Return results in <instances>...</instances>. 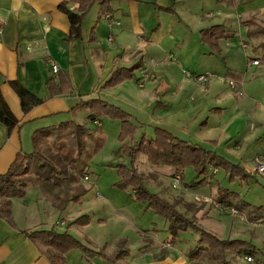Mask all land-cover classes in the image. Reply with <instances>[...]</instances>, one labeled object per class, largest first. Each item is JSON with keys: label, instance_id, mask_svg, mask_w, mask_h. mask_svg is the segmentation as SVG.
Masks as SVG:
<instances>
[{"label": "rangeland", "instance_id": "rangeland-1", "mask_svg": "<svg viewBox=\"0 0 264 264\" xmlns=\"http://www.w3.org/2000/svg\"><path fill=\"white\" fill-rule=\"evenodd\" d=\"M153 2L156 0H127L125 5L129 14L123 20L132 21L134 29L142 33L141 40L127 29V54L136 47L141 49L127 58V62L140 60L141 68L135 70L132 80L96 92L94 96L130 113L136 127L125 141L134 143L143 134L151 138L154 127L162 126L180 138L239 163L249 175L248 181L229 182L222 170H215L211 178L214 184L185 188L182 180L174 182L172 167L153 164L144 155L138 156L134 166L143 175L145 187L172 203L192 223L174 236L167 219L148 208L131 188L118 185L120 176L115 165L121 162L129 166L130 158L116 154L122 144L120 123L106 117L101 119V126L95 132V136L103 138V145L87 165L84 173L87 179L81 176L77 187L75 184L66 189L69 194L83 189L81 196L67 201L61 212L54 208L56 203L50 196L49 201L44 197L50 205L43 203L41 212L50 206L53 213L49 218L41 214L46 224L37 227L49 228L59 217L68 223L80 214H88L90 221L86 225L70 226L68 232L90 249L103 248L107 255L126 249L127 254L118 264H153L162 260L165 264H258L255 255L251 256L252 261H247L249 254H237L233 248L227 251L221 263L208 256L189 260L187 253L199 244V229H203L218 239L246 241L256 250L259 263L264 264V172L255 169V159L264 156V49L260 45L263 37L247 36L246 31L253 25L243 26L238 21L240 16L239 19L251 18L254 19L251 22L262 23L264 15L258 12L250 15L243 5L235 10L226 0H176L174 7L179 10V18L158 10ZM260 3V0H250L258 10ZM203 6L204 10L225 7L232 13L233 22L231 26L226 22V26L233 30L234 36L227 40L228 45L225 40L219 41V51H213L199 40L202 24L195 14ZM149 38L156 42L145 43L144 39ZM241 41L245 47L241 46ZM254 56L259 58L258 66L251 63L254 59H249ZM227 68L237 75H225ZM141 75V81L137 82ZM197 75L205 78L197 80ZM217 105L221 106V111L215 110ZM68 119L96 130L87 111L81 107L60 118ZM93 145L94 141L90 140V146ZM194 175L191 166L185 167L183 181L190 182ZM218 187L238 192L248 204L240 209L215 203ZM65 228L66 224H55L58 231ZM66 260L68 264H109L107 259L98 256L88 258L78 248L71 249Z\"/></svg>", "mask_w": 264, "mask_h": 264}, {"label": "trees", "instance_id": "trees-1", "mask_svg": "<svg viewBox=\"0 0 264 264\" xmlns=\"http://www.w3.org/2000/svg\"><path fill=\"white\" fill-rule=\"evenodd\" d=\"M76 9L72 10L68 2L58 4V9L63 12L69 21L70 30L66 37L67 41L80 39L82 37V23L93 5L97 4L100 13L105 17L111 14L112 0H72ZM157 9L165 12H173L172 6H156ZM254 19H241L239 23L246 26L253 25L247 30V36H262L261 46L264 49V22L257 23ZM117 25V24H116ZM234 36L233 30L223 24H212L199 30L200 40L208 45L213 51L220 50L219 41L228 40ZM93 39V33H91ZM243 41V40H242ZM241 41V44L243 45ZM255 57V56H254ZM247 57L258 60L257 57ZM141 61L130 66H118L113 68L108 76L102 81L101 88L114 87L124 81L134 78L135 70L141 68ZM54 75L45 81L47 96H40L28 90L19 80H9L8 83L19 99V105L23 113L29 112L33 107L44 103L48 98L65 95L72 89L67 71L58 69ZM227 76L236 72L226 73ZM141 76L136 79L141 81ZM84 96L80 94L79 97ZM81 107L87 111V117L96 126L91 130L83 123L73 119L62 120L56 124L35 128L31 133V150L16 154L6 172L0 174V218L11 222L10 201L14 197H23L25 189L29 184H37L43 190V195L49 201H54V208L63 211L67 201L78 200L83 189L75 193H68L66 189L76 184L81 176H87L86 168L93 154L103 145V138L95 136V132L101 126L102 118L117 119L120 123L119 140L122 142L117 150L118 155H126L130 158V165L117 163L115 165L117 174L120 176L118 183L121 187H128L133 190L135 196L151 208L156 214L163 216L170 224L169 229L172 235L179 230H185L192 226V223L183 216L176 207L168 200L156 193L150 192L144 185V177L134 166V161L140 155L153 164L169 165L174 175H179L185 188L198 189L207 184H214L211 180L215 170H222L228 177V181L235 179L248 181L249 175L241 168L239 163H234L213 150L203 147L201 144L192 143L180 138L170 130L155 126L153 136L147 138L144 134L134 143L125 141L135 130V124L128 111L118 105L102 99L99 96H85L73 106L72 109ZM0 115L6 128V133L18 126L19 120L13 115L0 92ZM99 121L96 125L94 121ZM90 140L94 145L90 146ZM191 166L194 169V179L188 183L183 181L185 167ZM214 168V169H213ZM213 172V173H212ZM219 188V187H218ZM47 195V196H46ZM213 201L222 206H238L242 209L247 201L240 198L238 192L228 188H219ZM53 206V205H52ZM261 210L263 206H258ZM264 211V208L262 209ZM90 221L88 214H80L66 224L63 231L55 229V225L49 228H32L21 230V233L29 238L37 248L44 254L50 264H68L66 254L73 248H78L88 258L98 256L107 259L109 264H118L126 254V249L117 250L114 254L107 255L104 249L93 250L85 246L83 242L68 232L70 226H83ZM198 245L187 253L189 260L199 259L208 256L218 262L225 261L227 251L235 249L237 254H249L256 258V250L244 240L240 239H218L203 229H199ZM175 238V237H174ZM237 243L239 245H237ZM249 246H248V245ZM202 245V246H201ZM252 258V257H251ZM253 259V258H252Z\"/></svg>", "mask_w": 264, "mask_h": 264}, {"label": "crops", "instance_id": "crops-1", "mask_svg": "<svg viewBox=\"0 0 264 264\" xmlns=\"http://www.w3.org/2000/svg\"><path fill=\"white\" fill-rule=\"evenodd\" d=\"M63 1L68 2L70 9H76L72 0H0V92L13 115L19 120L18 126L7 134L0 115V174L7 171L17 153L31 150V133L35 128L56 124L62 121L60 118L73 114L75 109L72 108L80 98L111 89L112 87L101 88L102 81L109 72L118 66L132 65L135 62L130 64L127 58L141 51L136 47L127 54V29L136 33L138 38L142 34L140 30L134 29L132 21L127 23L123 20L129 14L125 6L127 0H112V16L119 21L118 25L106 21L98 5H93L83 20L82 37L72 41L66 40L70 30L67 16L58 9V4ZM260 1L259 10L250 4V0H226V3L235 10L238 5H243L250 15L257 12L264 15V0ZM175 2L176 0H156L153 5L172 6L173 12L168 13L180 18L179 10L174 7ZM231 14L225 7H209L204 10L203 6L195 15L198 23L202 24L200 30L212 24L226 26V22L231 26ZM235 17L238 18L237 15ZM239 18L238 21L241 20ZM91 33L93 39L90 38ZM110 36L111 40L108 39ZM144 41L156 42L154 38ZM225 41L228 45L227 40ZM200 42L203 43L201 40ZM51 63L67 71L71 91L48 98L44 103L23 113L18 96L8 81L19 80L33 93L47 96L45 81L54 75L51 72ZM228 71L233 70L227 68L224 74L227 75ZM80 94L84 96L79 97ZM215 110L221 111L222 108L217 105ZM43 203L50 205L38 186H27L23 197L11 198V222L0 218V264H50L37 246L21 233V230L46 224L41 214L49 218L53 213L50 211L53 210L48 206V210L43 208L41 212L40 206ZM61 221L67 224L60 217L51 224H60ZM164 261L153 264H165Z\"/></svg>", "mask_w": 264, "mask_h": 264}, {"label": "built area", "instance_id": "built-area-1", "mask_svg": "<svg viewBox=\"0 0 264 264\" xmlns=\"http://www.w3.org/2000/svg\"><path fill=\"white\" fill-rule=\"evenodd\" d=\"M105 17H106L107 20H109V21L112 20V18H111V14H107ZM115 24L118 25V24H119V21H116ZM108 39L111 40V36H110ZM251 63H252L253 65H258V61H257V60H252ZM57 71H58V66H57V64H55V63H51V72H52V73H56ZM184 73H185V72H184ZM185 74L188 75V73H185ZM211 75H212V74H211ZM196 77H197V80H203V79L205 78V77H199V78H198V75H197ZM228 84L233 85L232 82H229ZM94 123H95L96 125H99V124H100V122L97 121V120L94 121ZM255 161L257 162V166H256V168H255L256 171L259 172V173H263V172H264V156H263V157L256 158ZM84 179L86 180L87 177L85 176ZM173 179H174V182L177 183V182H179L180 177H179V175H174V176H173ZM96 196H99V194L96 193ZM59 223H60V225H64V224H65L64 221H61V222H59ZM246 260H247V261H252V258H251L250 256H248V257H246Z\"/></svg>", "mask_w": 264, "mask_h": 264}]
</instances>
